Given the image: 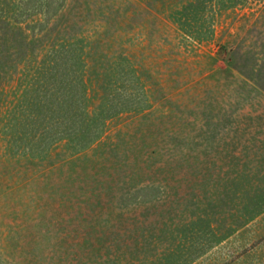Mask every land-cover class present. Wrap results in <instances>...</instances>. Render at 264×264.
Masks as SVG:
<instances>
[{
    "label": "rangeland",
    "instance_id": "rangeland-1",
    "mask_svg": "<svg viewBox=\"0 0 264 264\" xmlns=\"http://www.w3.org/2000/svg\"><path fill=\"white\" fill-rule=\"evenodd\" d=\"M56 56L0 128V264H264V0H0L9 106Z\"/></svg>",
    "mask_w": 264,
    "mask_h": 264
},
{
    "label": "trees",
    "instance_id": "trees-1",
    "mask_svg": "<svg viewBox=\"0 0 264 264\" xmlns=\"http://www.w3.org/2000/svg\"><path fill=\"white\" fill-rule=\"evenodd\" d=\"M87 55V54H86ZM66 56H70L73 57L72 60H82L83 61V57L80 58V55H76L73 56L72 53L70 54H66ZM64 55L61 54L60 58H63ZM6 58V56H5ZM57 56L51 60V62H49L48 66L45 68H43V74L41 77H43V80H39L38 82H33V80L29 83L26 82L25 86H23L20 94L16 97V105L13 106H9L8 104V95H9V88L6 85H3L2 87H0V128L3 130L6 128V130H12L14 125H16V127L18 128L17 130H23L24 126L27 124V121L30 119L28 112L30 111L31 108H43L42 107V103L45 101L47 103L50 104L52 98H51V94H53L54 92H56L57 88H60L61 86L58 85L57 80L55 77H58L60 75V72L58 71V62L59 59ZM84 93H86V91H84ZM41 96H43V98H41ZM86 96V94H85ZM82 97L83 99H87V97ZM17 104L18 107L20 108L18 117L15 119L16 116V112L17 110H15V108H17ZM4 108V109H3ZM4 110V111H3ZM6 110V111H5ZM29 110V111H28ZM15 114H13V113ZM35 115L34 116L35 120H40V116H42L41 111L40 112H32ZM70 113V112H69ZM90 113L92 114V112H90V110H84L83 115L82 116H86L88 119L84 118V120L86 119L87 121H89V117H90ZM4 114V116H2ZM71 114V113H70ZM67 114V115H70ZM2 116V119H1ZM71 116V115H70ZM44 119L47 120H51V116H44ZM52 121V120H51ZM46 134V132L43 130L41 132H33L30 133L29 135V140H33V141H37L39 139H41L44 135ZM27 135V134H26ZM31 136V137H30ZM10 137H12V135H10ZM9 137V138H10ZM28 138V136H27ZM30 141H28L29 143ZM33 143V142H30ZM33 150V149H30ZM33 153V151H32ZM32 153H30V155H33Z\"/></svg>",
    "mask_w": 264,
    "mask_h": 264
}]
</instances>
